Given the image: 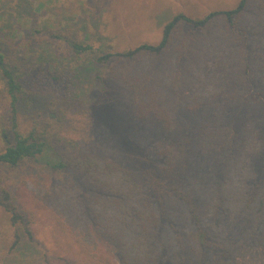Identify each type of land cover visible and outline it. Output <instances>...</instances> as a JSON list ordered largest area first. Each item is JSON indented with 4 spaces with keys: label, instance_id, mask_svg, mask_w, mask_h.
I'll use <instances>...</instances> for the list:
<instances>
[{
    "label": "trees",
    "instance_id": "trees-1",
    "mask_svg": "<svg viewBox=\"0 0 264 264\" xmlns=\"http://www.w3.org/2000/svg\"><path fill=\"white\" fill-rule=\"evenodd\" d=\"M12 25L0 26V75L13 136L5 140L0 166L14 170L34 162L48 171L47 176H27L16 194L29 196L33 207L24 209L31 218H46L55 250L64 255L61 261L161 264V239L169 221L165 205L171 201L187 207L193 225L187 239L176 237L182 264H237L235 244L222 230L253 245L264 244V137L253 123L237 127L226 116L231 101L252 97L257 77L264 83V0H241L235 9L203 19L178 15L165 26L157 45L103 53L85 42H67L81 61L94 54L89 64L104 69L99 76L103 86H125L133 98L134 117L155 121L167 135L156 145L157 165L155 155L141 152L146 185L136 182L132 170L102 157L86 138L93 112L75 91L74 77L64 81L57 74L47 76V69L36 71L58 56L54 44L41 37L43 30L34 27L20 37L19 24ZM183 99L190 112L212 109L194 145L176 118ZM37 112L47 117L46 125H35L24 136L17 117ZM195 150L203 155L233 150L205 205L183 190ZM55 173L65 176L54 178ZM147 187L154 191L153 199ZM13 197L11 186L0 185V209L10 215L14 228L25 224L24 232L34 243L26 225L32 220L25 222ZM169 228H174L173 221ZM213 232L219 233L214 239ZM24 240L17 231L10 264H51L44 252ZM172 256L176 259V252Z\"/></svg>",
    "mask_w": 264,
    "mask_h": 264
},
{
    "label": "rangeland",
    "instance_id": "rangeland-1",
    "mask_svg": "<svg viewBox=\"0 0 264 264\" xmlns=\"http://www.w3.org/2000/svg\"><path fill=\"white\" fill-rule=\"evenodd\" d=\"M240 1L0 0V26L12 27L14 23L19 24L20 37L34 27L43 30L45 35L41 37L54 44L52 46L58 49V56L46 67H37L36 71L43 72L47 69V76L57 74L65 78L64 81L74 77L75 91L79 97L90 103L93 112L92 122L85 130L86 138L91 139L92 145L102 157L132 170L136 182L146 185L141 171V152L144 150L148 155H155L153 163L157 165L159 161L155 154L156 145L166 140L167 135L155 121L139 120L134 117L133 98L125 86L109 84L106 88L103 86L99 76H104L102 74L105 72L104 69L89 64L94 54L87 53L81 61L77 59L67 42L70 40L85 42L103 53L122 52L142 44L157 45L163 39L165 26L178 15L203 19L212 12L231 11ZM24 6L28 7V11L32 10V14H28ZM76 66H80L77 71ZM19 74L23 77L22 70ZM8 106L4 81L0 75V153L6 148L5 140L13 139L9 129L12 125ZM263 111L264 83L259 76L252 84V97L246 101H231L226 116L229 123L237 127L248 122L253 123L264 137ZM176 114L178 124L189 137L192 136L191 142L194 145L202 127L212 117V109L206 107L197 112H190L186 109V101L183 99L177 107ZM45 118L47 117H42L38 112L22 114L17 117L18 130L26 136L35 125L38 129H43L46 125ZM47 131L48 129L45 128V132ZM232 151L210 155H203L196 150L193 152L190 172L183 190L197 203L205 205L209 202L210 193H213L212 187L216 183V174L222 164L233 157ZM34 173L47 176L48 171L34 162H28L14 170L0 166V185L7 184L12 187L13 201L20 211L23 209L25 222H28L27 218L32 220V224L26 223V225L34 233L36 240L31 243L24 232L25 224L14 228L10 215L0 209V264H10L13 259L15 253L11 252V246L17 231L23 235L24 243L44 252L51 264H67L60 260L61 258L63 260L64 255L55 250L51 227L46 218L42 214L39 218H31L24 209V207L30 209L33 207L29 196L16 194L22 185V180ZM53 176L64 177L65 174L58 173ZM146 192L153 199L154 191L147 187ZM171 202L173 203L165 205L169 221L164 223L161 239L163 250H161V264H182L184 255L181 254V250L178 252L176 237L180 235L187 239L189 232L193 230V225L188 219L187 207L178 203L174 205V201ZM170 221L174 222V228L171 230ZM222 231V235L226 234L235 244L234 258L237 264L264 262V244L256 246L237 234H231L228 230ZM218 234L213 232L212 238L214 239ZM33 249L30 248L32 252ZM174 252L176 259L172 256Z\"/></svg>",
    "mask_w": 264,
    "mask_h": 264
}]
</instances>
